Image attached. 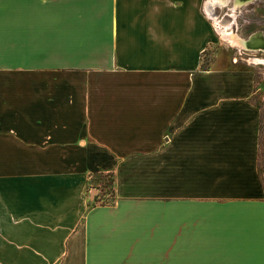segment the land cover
I'll return each instance as SVG.
<instances>
[{
  "label": "crops",
  "instance_id": "0c3cea01",
  "mask_svg": "<svg viewBox=\"0 0 264 264\" xmlns=\"http://www.w3.org/2000/svg\"><path fill=\"white\" fill-rule=\"evenodd\" d=\"M217 30L206 0H0V264H264L255 69L200 67Z\"/></svg>",
  "mask_w": 264,
  "mask_h": 264
},
{
  "label": "rangeland",
  "instance_id": "374dc122",
  "mask_svg": "<svg viewBox=\"0 0 264 264\" xmlns=\"http://www.w3.org/2000/svg\"><path fill=\"white\" fill-rule=\"evenodd\" d=\"M209 1L218 2L212 5L216 17L210 15L218 30L216 43L209 47L204 65H212L221 54L226 59L236 58L238 63L255 69L256 90L253 100L262 109L260 173L264 181V50H248L240 44V40L247 39L254 33H260L264 39V0H253L250 5L238 8H235V0H206L207 8ZM218 20L224 21V24L218 23ZM97 178L104 185L105 191L112 189V184L108 183L103 174H99Z\"/></svg>",
  "mask_w": 264,
  "mask_h": 264
},
{
  "label": "bare ground",
  "instance_id": "6f19581e",
  "mask_svg": "<svg viewBox=\"0 0 264 264\" xmlns=\"http://www.w3.org/2000/svg\"><path fill=\"white\" fill-rule=\"evenodd\" d=\"M248 0H235V8H238L243 5V3L247 2ZM218 2H208V12L210 15H214L213 6L216 5ZM213 5V6H212ZM218 23L224 24V21L218 20ZM227 24V22H226ZM240 44L243 45L245 49L248 50H264V39L260 33H254L247 39L240 40ZM262 60V59H261Z\"/></svg>",
  "mask_w": 264,
  "mask_h": 264
},
{
  "label": "trees",
  "instance_id": "16d2710c",
  "mask_svg": "<svg viewBox=\"0 0 264 264\" xmlns=\"http://www.w3.org/2000/svg\"><path fill=\"white\" fill-rule=\"evenodd\" d=\"M206 53H207V51L202 54L201 65H200V67L202 69H205L206 67H208V66L204 65V57H205ZM101 174H103V177L108 179V183L112 184V189L108 190V191H105L104 194L100 196V200L103 201V202H106V203L113 202V200H114V193H113L114 175L112 173H101Z\"/></svg>",
  "mask_w": 264,
  "mask_h": 264
},
{
  "label": "flooded vegetation",
  "instance_id": "af4514ba",
  "mask_svg": "<svg viewBox=\"0 0 264 264\" xmlns=\"http://www.w3.org/2000/svg\"><path fill=\"white\" fill-rule=\"evenodd\" d=\"M252 1H253V0H250L249 2H247V3L244 4V5H242L241 7H244V6H248V5H250ZM238 30H239V29H238Z\"/></svg>",
  "mask_w": 264,
  "mask_h": 264
},
{
  "label": "water",
  "instance_id": "95a60500",
  "mask_svg": "<svg viewBox=\"0 0 264 264\" xmlns=\"http://www.w3.org/2000/svg\"><path fill=\"white\" fill-rule=\"evenodd\" d=\"M95 191V190H94Z\"/></svg>",
  "mask_w": 264,
  "mask_h": 264
}]
</instances>
